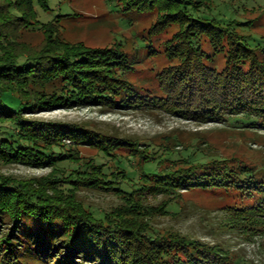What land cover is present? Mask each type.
<instances>
[{
	"label": "trees",
	"instance_id": "1",
	"mask_svg": "<svg viewBox=\"0 0 264 264\" xmlns=\"http://www.w3.org/2000/svg\"><path fill=\"white\" fill-rule=\"evenodd\" d=\"M112 3V12L129 25L133 16L156 15L135 55L121 43L90 48L61 38L54 21L76 16L61 0H0V164L52 169L39 178L0 174V264H227L229 252L217 245L151 228L147 213L154 206L148 196L170 199L158 207L162 215L169 214L179 190L250 198L254 204L242 211L224 208L240 224L264 212L263 170L218 156L183 161L170 144L141 150L136 140L87 126L25 119L28 112L58 109L150 110L164 105L169 92L172 112L185 118L264 128V37L253 34L249 21L238 20L239 6L226 1L217 13L212 0ZM171 26L177 32L161 52L153 36ZM36 30L43 31L45 44L33 48L21 38ZM140 49L170 59L153 84L132 79L142 61ZM82 147L120 163L118 151H132L129 162L140 153L139 181L117 165L112 170L96 160L83 164ZM154 163L157 171H145ZM82 189L114 195L119 204L96 211L79 196Z\"/></svg>",
	"mask_w": 264,
	"mask_h": 264
},
{
	"label": "rangeland",
	"instance_id": "2",
	"mask_svg": "<svg viewBox=\"0 0 264 264\" xmlns=\"http://www.w3.org/2000/svg\"><path fill=\"white\" fill-rule=\"evenodd\" d=\"M112 1V4L118 3V0H61L62 6L76 16L57 18L54 21L56 31L58 29L57 33L69 42H81L90 48L113 47L121 43L125 52L130 55L137 54V45L141 44L142 39L149 38L151 27L157 20L156 15L133 16V24L129 25L122 20L121 14L112 12L110 6ZM212 1L215 2L217 13L223 10V2L235 3L237 7L239 6V11H236L238 20L249 21L253 34L258 39L264 37V0ZM42 20L50 19L42 16ZM245 29L247 34L251 32L249 28ZM176 32V28L171 26L162 34L153 36V41L157 48L161 47V52H164L163 43L171 39ZM43 36L41 30L25 31L21 40L30 47L38 48L45 44ZM140 53L143 55L142 61L137 66L132 79L145 85L153 84L158 81L157 74L170 65V59H167L164 53L154 57L147 56L145 50L140 49ZM159 89L162 91L161 88ZM168 93H164L165 98L167 97L164 105H157L150 110L133 108L110 113L100 108L58 109L50 112H28L25 114V119L87 126L104 134L136 140L141 143L139 148L141 150L151 149L147 146L152 144L156 149L157 144H170V147L175 148L177 152L181 151L177 157L183 161L196 162L198 158L207 159V155L218 156L223 159L233 158L264 171V128H258L260 127L258 125L247 127L242 125V121L231 126L229 121L203 123L198 119L185 118L181 114L172 112L173 107L169 99L171 95ZM241 125L244 127L240 128ZM172 138L177 139L182 147L175 146ZM80 152L83 164L96 160L111 167L112 170H115L117 165L131 180L138 182L140 179L142 174L140 165L143 164L140 153H135L134 161L129 162L127 159L132 151L122 149L117 152L122 161L120 163L119 159L115 161V158H103L93 147H82ZM170 164L172 163H166V166ZM157 170L158 163L145 167L147 172ZM51 173V168L37 169L17 164H0V174L18 179L45 177ZM120 175L119 180L124 181ZM179 193L176 201H173L172 206L167 209L169 211L167 215H162L158 207L170 199L163 195L148 196L147 202L150 206H154L147 213L151 228L160 233H180L194 240L217 245L223 251L229 252L230 260L227 264H264V212H259L260 215L254 220L242 222L239 220V224L237 220L233 222L228 219L229 209L224 211L229 206L242 211L243 208L252 206L254 200L249 198L242 202V198L238 196H224L214 190L211 192L185 189L179 190ZM79 196L96 211H109L119 204V200L114 195L102 191L82 189L79 191Z\"/></svg>",
	"mask_w": 264,
	"mask_h": 264
}]
</instances>
